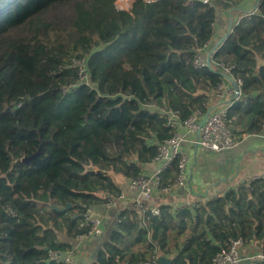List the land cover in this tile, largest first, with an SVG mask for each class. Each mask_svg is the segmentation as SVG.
Returning a JSON list of instances; mask_svg holds the SVG:
<instances>
[{
  "label": "trees",
  "instance_id": "trees-1",
  "mask_svg": "<svg viewBox=\"0 0 264 264\" xmlns=\"http://www.w3.org/2000/svg\"><path fill=\"white\" fill-rule=\"evenodd\" d=\"M241 2L137 1L126 13L113 0H0V264H68L76 237L88 233L80 227L85 212L122 192L111 174L141 176L176 131L166 127L167 114L183 121L223 103L215 88L226 80L215 63L233 65L242 80V99L226 112L231 134H264V0L247 14H239ZM230 10L231 33L213 51L211 71L195 68L196 50ZM83 57L88 84L63 94L77 81L72 59ZM41 143L38 156L21 162ZM177 162L162 172L163 185L175 179ZM158 209L144 219L120 201L106 233L88 238L91 264H139L152 255L212 264L231 238L256 249L240 264H264V181L191 208Z\"/></svg>",
  "mask_w": 264,
  "mask_h": 264
},
{
  "label": "built area",
  "instance_id": "built-area-1",
  "mask_svg": "<svg viewBox=\"0 0 264 264\" xmlns=\"http://www.w3.org/2000/svg\"><path fill=\"white\" fill-rule=\"evenodd\" d=\"M142 2L143 5L147 6L148 4L154 3L158 0H113L114 7L119 11H128L132 8L135 2ZM203 49L196 50V54L193 60V66L197 69H202L206 67V55L205 53L207 46ZM86 57L83 58H73L72 66L77 70V81L68 86H63L61 91L63 94H67L77 85H87L88 76L86 71ZM212 62V55H211ZM222 73H225L231 77L236 86L237 90L231 87L228 81L221 82L216 85L217 99L221 102L225 100H239L241 98L240 87L242 85L241 79H235L232 75L231 70L233 65L225 66L223 63H215ZM231 104H224L218 108H214L212 111L207 113H202L198 109L193 110L190 115L181 121L179 115L176 112L168 113L166 119V127L170 129L176 128V131L173 132L172 137L163 141L157 146V153L155 154L152 162L157 163L159 166L155 171L148 174H142L137 178L132 179L128 182L127 189L130 192L135 193V197L132 198L131 203H133L142 214V218L146 219V216L158 215L159 209L158 206H153L149 209L145 208V203L153 199V196L156 192L167 195L173 192L175 187H181L185 185L186 180V165L188 163V157L181 151V145L185 141L183 135L179 134L177 128H183L184 135H196L194 144L196 146L207 149L210 152H222L226 150H232L238 145V141L231 134V129L229 127V121L227 119V109ZM177 158V170L175 173V179L173 182L163 185L161 174L165 171L172 161ZM255 180L264 181V172L259 173L253 177L244 187H248L251 182ZM128 198L124 192L116 197V199L109 200L105 204L104 208L111 211L115 208L120 201H127ZM198 203H186L184 207L191 208L197 206ZM83 222L80 227H85L88 229L87 236L79 235L76 237L77 245H79L83 239L88 237L99 235L102 232V219L98 218L93 214L91 209H88L84 216ZM243 247V241L241 238L229 240L228 247L221 249L216 252L212 260V264H240L243 261L241 256V249ZM58 256L56 252H52L49 255V258L55 259ZM157 255H152L143 262L139 264H158ZM69 255L64 258L68 264H74V262L69 260Z\"/></svg>",
  "mask_w": 264,
  "mask_h": 264
},
{
  "label": "crops",
  "instance_id": "crops-1",
  "mask_svg": "<svg viewBox=\"0 0 264 264\" xmlns=\"http://www.w3.org/2000/svg\"><path fill=\"white\" fill-rule=\"evenodd\" d=\"M244 13L242 12V14ZM219 18V22L213 27L214 34L205 51L207 54L210 48L218 44L220 39L228 33L229 12L220 14ZM232 26L231 17V28ZM232 101L233 99L225 100L221 104L214 103V106L218 108L224 104H232ZM178 132L185 138L181 145V151L188 157L185 185L175 187L173 192L167 195L155 194L156 196L150 207L159 206L161 203L171 204L172 206H184L187 202L191 204L203 203L206 200L214 199V197H222L227 192L246 185L253 177L264 172V134L242 135L241 138L235 137L238 141L235 148L212 153L194 144L196 135H184L183 128H179ZM158 166L154 162L145 165L142 173H152ZM115 183L127 196L128 200L126 202L131 203L132 198L136 195L128 191V182L120 179L119 181L115 180ZM92 211L95 216L102 219V230L105 234V229L110 222L107 217L110 213L109 210H106L103 206H95L92 207ZM88 238L83 239L72 250V253H69L70 260L76 264L92 263L96 247L93 240Z\"/></svg>",
  "mask_w": 264,
  "mask_h": 264
},
{
  "label": "water",
  "instance_id": "water-1",
  "mask_svg": "<svg viewBox=\"0 0 264 264\" xmlns=\"http://www.w3.org/2000/svg\"><path fill=\"white\" fill-rule=\"evenodd\" d=\"M201 2H206V0H199ZM231 10L229 11V20H228V28H227V34L220 39V41L218 42V44H216L215 46H213L212 48H210V50L208 51L209 53L206 55V68L209 69L211 71L212 67H211V55L213 53V51L224 41L225 37H227L230 33H231ZM226 81H228L231 85V87H233L235 90H237V86L234 82V80L229 77L228 75H226L225 73H222V72H218ZM43 146V143H41L38 147V149L36 150L35 153H33L32 155H30L29 157H23L21 158V162L23 163H28L29 160H31L33 157H36L39 155L40 153V150ZM93 169L92 166H89L86 168V171H89L91 172V170ZM70 207L69 205L67 206V208ZM158 259V264H171V260L168 259V258H165L164 256H158L157 257Z\"/></svg>",
  "mask_w": 264,
  "mask_h": 264
},
{
  "label": "rangeland",
  "instance_id": "rangeland-1",
  "mask_svg": "<svg viewBox=\"0 0 264 264\" xmlns=\"http://www.w3.org/2000/svg\"><path fill=\"white\" fill-rule=\"evenodd\" d=\"M257 3H258V0H242V2L239 3L238 8H237L239 11V14L240 13L242 14V12L246 13V11L250 13V11L256 7ZM111 177L117 181H119L120 179H123L121 178L120 175H115V174H111ZM255 252H256V249H254L252 245L243 246L241 249V256L244 261L247 259L251 260V258L255 256Z\"/></svg>",
  "mask_w": 264,
  "mask_h": 264
}]
</instances>
